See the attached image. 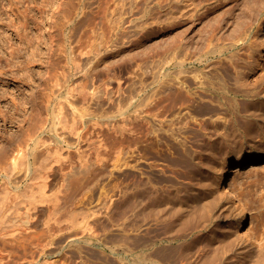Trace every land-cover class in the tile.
<instances>
[{
	"label": "rangeland",
	"instance_id": "1",
	"mask_svg": "<svg viewBox=\"0 0 264 264\" xmlns=\"http://www.w3.org/2000/svg\"><path fill=\"white\" fill-rule=\"evenodd\" d=\"M69 1L0 0V236L11 240L0 242V264L45 262H22L28 232L54 237L53 245L121 250L90 262L132 263L127 250L143 245L152 249L142 264H194L209 253L211 262L213 248L229 251L235 213L216 175L264 152V0H248L244 28L245 0L188 5L196 10L172 26L161 22L164 9L126 10L122 29L108 23L126 36L109 43L100 16H118V1L104 13L92 0L95 23L64 26ZM200 34L213 51H195ZM180 39L194 49L181 74L187 98L167 110L163 49ZM248 173L230 175L229 184L257 240H237L223 264H264V164ZM131 193L134 204L146 198L141 210ZM207 244L204 254L197 249Z\"/></svg>",
	"mask_w": 264,
	"mask_h": 264
},
{
	"label": "bare ground",
	"instance_id": "2",
	"mask_svg": "<svg viewBox=\"0 0 264 264\" xmlns=\"http://www.w3.org/2000/svg\"><path fill=\"white\" fill-rule=\"evenodd\" d=\"M204 1L205 2L207 1V3H209L208 0H99L100 8H101V10L104 13L107 11V9H108V7L110 6L111 3H116L117 2L116 3V10H118V16L114 17L113 19L107 18V21L104 19L105 15H103V16L101 15L100 16L101 17V23L104 24V26L110 27V31H111L109 33L105 32V34H103V37H102V38H104L103 41L109 43L111 40L117 41L120 38L124 37L125 34L120 33V32L112 31V29H111L112 26L110 24L108 25V23L111 22V23H113L115 25V27H117L119 29H122L123 26H124V23H126V21H127V19L124 16V13H125L126 10H128L127 12L131 13L132 11L133 12L136 11L135 9H139V10L141 9V10H143L144 15H148L151 12L153 13V11L155 9H157L156 11H158V9H164V11L166 13L164 12L165 13L164 14V18H163V21L161 20V22L165 21L164 25L172 26V25H175V24L177 25V23L183 22L182 20L184 18H186L185 16H189V15L193 14L194 9L196 10V7L194 9L190 8V9L187 10L186 8H187L188 5L195 4L198 7L199 5L203 4ZM213 1H219V0H213ZM69 2L72 4L71 5L72 8H70V10H68L67 13L65 14L66 17H67V20L65 22H63L64 26H67L66 25L67 23H70L73 26L80 24L78 26H81L82 24H85V22H87V24H89V25H91V24L96 22V17L97 16H95V17H88L87 16L89 14V11H90V10H88V8H90V5L92 4V0H78V1L77 0H70ZM191 6H193V5H191ZM184 7L187 10V11L185 10L186 12H184ZM242 7H243V11L242 12L245 14L243 17L246 20V22H243L244 24L241 23L242 26L241 25L240 26H241V28H244V27L247 26L248 23H250V21L252 19V13L253 12H252V6L250 5L248 0L243 1ZM136 12H134V13H136ZM80 13H82V15L79 17ZM178 13H180V14H178ZM194 16H195V14H194ZM186 19H189V18H186ZM245 20H243V21H245ZM241 28H240V30H241ZM68 36H71V37L79 36V38H82L83 36H85V33H83L81 35H74L73 33L69 35V33H68ZM87 36L89 38L92 37L90 34H88ZM207 37L208 36H205V34H200L198 40L196 41V43H194L195 45L193 44L194 49H195L196 52L208 53V52H211V51L214 50V47L210 48L211 42H213L212 39H210L209 37L207 38ZM126 38H129V37L127 36ZM225 38L226 37H224V35L218 36V39H221V40H224ZM181 39H180L179 42H178V40H176V42L174 40V43L173 42H169V44H167L166 48L163 49L164 50V52H163L164 71H163V75L161 77L162 78L161 87H162V92H163L162 101H163V103L165 105V108L167 110H169V108L171 107V101H174L175 99H178V97L183 92L181 90L182 86H184L182 84L183 80L181 78L182 77L181 74L186 71V68H187L186 66L188 65V62H189V60H187L188 59L187 57H188L189 50L191 52H192V50H194V49L190 48V44L187 45L186 43L181 41ZM263 47H264V45H263ZM185 56H186V58H185ZM197 72L199 73V71H197ZM195 73H196V71H195ZM195 76H196V74H195ZM182 97H185V96H182ZM185 98H187V97H185ZM78 101H80V100H78ZM55 116L57 117L58 115L56 114ZM249 127H251V126H249ZM248 132L251 133V131H248ZM61 135H59V136H61ZM64 138H67V137L64 136ZM68 140H67V142H70L69 138H68ZM57 142H58V140H57ZM62 142H64V141H62ZM59 144L57 145L56 148H59ZM68 144L69 145H73V142L72 143H68ZM51 149H52V147H48L47 148V152L46 153L48 155L46 153H44L42 150L41 151H37L38 153L35 152L37 154H35L33 152V154H35L34 155L35 157L37 155L38 159H39L38 155H41V154H39V152L40 153L42 152V153L46 154V156L50 157L49 154L51 153V155H52V150ZM19 151H18V154L19 153H23V154L25 153V151L22 152L23 150L19 149ZM55 151H57V150H55ZM58 153H59V151L56 152V154H58ZM59 154L61 155V153H59ZM19 156H21V155H19ZM43 156H45V155H43ZM42 157H40V159ZM18 158H17V156H14V158L12 159L13 162L16 163ZM263 164H264V152L262 154L257 155L254 158V160H252L250 162L244 161L241 164L235 165L234 166L235 167L234 170H231L232 169L231 167L230 168H226V167L224 168L223 167V168H221V170L216 175V183H217L218 187L220 189H222V192H224V194H225L224 196H226V198H229L233 202L232 204L234 206L233 207L234 208L233 211L235 213H234L233 216H231V218H232V223H231L232 229L229 232L230 234L229 235L227 234L228 236L226 237V239H228V241L226 240L224 242V244L226 242H227V244L228 243L231 244V246L229 247V251H230V248L235 245L237 240H244V241L252 242V243H255L256 240H257V236H256L255 231L252 229L251 225H249L247 223V215H248L247 206L244 203L243 199L238 195V193L235 190H233L232 186L229 184V177L232 174L239 175V174L244 173V172H249L248 174H253L257 169L261 168ZM49 165H47V166H49ZM40 166L44 167V166H42V164ZM47 166H45V167H47ZM47 168H49V167H47ZM40 174H39L40 175L39 177H43L44 178L43 186H45L46 185V178L48 176L46 174L44 175L43 171H41ZM135 193L138 194L137 191L134 192V194ZM143 195H144V192H143ZM141 196L142 195L138 194L137 197H141ZM132 197H133V194H132ZM134 197H135V195H134ZM134 197H133V199H134ZM133 199H132V201H133ZM138 199L140 200L141 198H138ZM145 199L143 198L141 201L142 202H143V200H144V202L147 201ZM141 201H140V203H141ZM136 202H137V198H136V200L134 199L133 204L136 203ZM140 203H138V204H140ZM138 204H134L133 206L136 207ZM131 206H132V203H131ZM142 206H140V207L142 208ZM144 206L146 207V203H145ZM141 208L139 209V207H138L137 209L141 210ZM146 208H148V207H146ZM132 209H134V208L132 207ZM135 211H136V209H135ZM136 212H138V211H136ZM139 212H141V211H139ZM201 218L204 219V216L201 217ZM208 218H210V217H208ZM208 218H206V219H208ZM199 220H200V218H199ZM200 221L199 222L201 224H204V222H205L202 219ZM207 221H209V220H206V223H207ZM199 222L197 224L195 223L197 225V227L200 225ZM4 234H7V233H4ZM4 236H0V242L6 244L7 242L11 241V240H8L9 238L7 239V237H4ZM64 236H66V235L64 234ZM64 238L65 237H61L60 240H64ZM15 240H16V238H15ZM53 241H54V237H50L48 239V235L47 234L38 235V234H35V233L28 232L27 234L23 235V240L20 242V245H19L21 248L19 247L20 249L18 250V251H20V255L19 256L21 257V259H23L22 262L23 263H27L28 262L27 259L29 257H31L32 259H34V258H36V259L37 258L38 259L45 258L46 260L42 264H104L103 262L102 263L100 262V259L98 261H95V262H90L91 260H89V257L96 254L98 256V258L101 257V259L102 258H104V259L109 258L110 259L111 253L114 252V253L118 254V253L121 252L120 249H115V248H112L111 251H109V250H107L105 248H103V249L102 248L101 249H94L93 246H92V248H93L92 249V248H89V247L87 248L85 246L84 247L83 246L69 247V246H66L64 244L61 245V246L60 245H53L52 244ZM142 244H144V243H142ZM210 245L207 244V247L205 249L204 248H200L198 246L199 248H197V249L201 253H203V251H205L206 249H210L209 248ZM147 246L148 245H146V246L143 245L142 247L140 246V248H137V247L135 248L134 247L133 249L127 248V249H129L127 251H129L130 253L136 254V256L134 258L135 261L133 260L134 262L132 261V263H131V262L126 260L127 263H125V264H142L144 262V260L146 258H148V256H150L149 255L150 254L149 250L152 249V247H147ZM224 246H228V245H224ZM203 247H205V246H203ZM222 247H223V245L221 243V248ZM215 248H213L214 249L213 252H216V254L213 253V258H212V255H211V262H212V259H213V263L212 264H221V263L223 264V261L225 260V255H227V254H225V252L229 253V251H227L228 249H226V250L224 249L226 247L223 248L224 250L221 249V250H217V251H216ZM217 248L219 249L220 245ZM198 250H197V252H199ZM210 254L211 253L207 254V256H206L207 258L206 259H208V260L210 259V257H208V256H210ZM214 254H215V258H214ZM122 255H124V254H122ZM203 257H205V256H203ZM95 258H97V257H95ZM152 258H154V257L152 256ZM152 258H151V260H153ZM185 258H187V257H185ZM32 259H30L31 261H29V262H32ZM148 259H150V258H148ZM197 259H201V258H199V256H198ZM204 259L205 258H203V260ZM206 259L204 261L202 260L203 262H198V260H197V262H195V263L193 262V263L194 264H208L209 261L207 262ZM92 260H94V259H92ZM0 261H1V259H0ZM34 261H35V259H34ZM123 261L125 262L124 259H123ZM205 261H206V263H204ZM227 261L230 262L229 258H228ZM106 262L108 263L110 261H106ZM211 262H209V263L211 264ZM148 263L146 262V264H148ZM236 263H237V261H236ZM238 263H240V262H238Z\"/></svg>",
	"mask_w": 264,
	"mask_h": 264
}]
</instances>
